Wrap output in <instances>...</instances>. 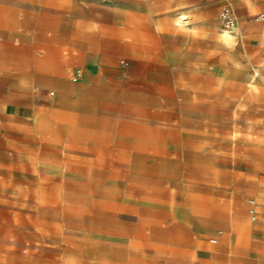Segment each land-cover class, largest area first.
Segmentation results:
<instances>
[{"label":"rangeland","instance_id":"obj_1","mask_svg":"<svg viewBox=\"0 0 264 264\" xmlns=\"http://www.w3.org/2000/svg\"><path fill=\"white\" fill-rule=\"evenodd\" d=\"M222 3L18 0L35 54L110 53L118 73L110 109L55 102L110 125L45 123L31 165L0 169V264H264V11L225 43Z\"/></svg>","mask_w":264,"mask_h":264},{"label":"crops","instance_id":"obj_2","mask_svg":"<svg viewBox=\"0 0 264 264\" xmlns=\"http://www.w3.org/2000/svg\"><path fill=\"white\" fill-rule=\"evenodd\" d=\"M230 1L239 19L264 11V0ZM18 12V0H0V169L31 165L28 160L40 134H45V123L52 125L53 133L59 136L77 126L98 128L99 119L105 120L102 126L110 125V95L115 93L114 86L110 87V76L118 73L113 62L116 56L110 53H102L96 63L87 62L81 48L60 57L56 51L46 57L35 54V35L19 31L24 17ZM121 71L122 86L125 79H134L133 71ZM23 87L33 88L32 92ZM122 89L119 93L123 95ZM69 95L80 104H103L109 109L88 112L55 108L56 100ZM83 119L90 122L84 124Z\"/></svg>","mask_w":264,"mask_h":264},{"label":"built area","instance_id":"obj_3","mask_svg":"<svg viewBox=\"0 0 264 264\" xmlns=\"http://www.w3.org/2000/svg\"><path fill=\"white\" fill-rule=\"evenodd\" d=\"M218 19L219 22L222 26L224 27H232L235 22H236V17H235V10L233 7V4L230 0H224L222 3V6L220 8L219 14H218ZM255 21H262L264 22V14H258L255 16ZM78 76V74H76ZM249 204L253 207L254 201L250 200ZM249 213L252 216V219L254 220L255 218V212L253 209L249 211Z\"/></svg>","mask_w":264,"mask_h":264},{"label":"bare ground","instance_id":"obj_4","mask_svg":"<svg viewBox=\"0 0 264 264\" xmlns=\"http://www.w3.org/2000/svg\"><path fill=\"white\" fill-rule=\"evenodd\" d=\"M187 22V18L185 17V15L183 14H179L177 17H176V23L178 26H183V24H186ZM228 30H231V31H228ZM233 31H234V25L230 28L228 27H223V30L218 34L219 35V39L222 40L223 42L225 43H228L229 41L231 42L233 36Z\"/></svg>","mask_w":264,"mask_h":264}]
</instances>
